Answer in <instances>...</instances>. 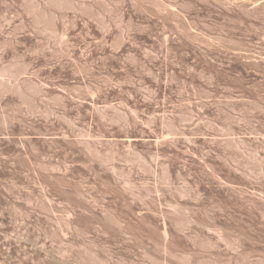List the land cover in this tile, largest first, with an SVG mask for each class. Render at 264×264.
Returning a JSON list of instances; mask_svg holds the SVG:
<instances>
[{
	"label": "rangeland",
	"instance_id": "rangeland-1",
	"mask_svg": "<svg viewBox=\"0 0 264 264\" xmlns=\"http://www.w3.org/2000/svg\"><path fill=\"white\" fill-rule=\"evenodd\" d=\"M0 80V264H264V0H0Z\"/></svg>",
	"mask_w": 264,
	"mask_h": 264
},
{
	"label": "bare ground",
	"instance_id": "bare-ground-1",
	"mask_svg": "<svg viewBox=\"0 0 264 264\" xmlns=\"http://www.w3.org/2000/svg\"><path fill=\"white\" fill-rule=\"evenodd\" d=\"M4 80V79H3ZM6 80V79H5ZM3 85V82L0 80V86H2Z\"/></svg>",
	"mask_w": 264,
	"mask_h": 264
}]
</instances>
